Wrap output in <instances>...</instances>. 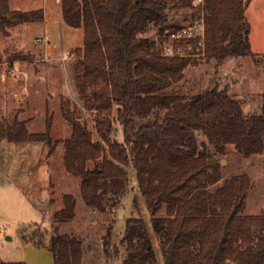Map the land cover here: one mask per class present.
<instances>
[{"label":"trees","instance_id":"16d2710c","mask_svg":"<svg viewBox=\"0 0 264 264\" xmlns=\"http://www.w3.org/2000/svg\"><path fill=\"white\" fill-rule=\"evenodd\" d=\"M167 0H62L65 24L84 30L78 58L77 88L84 108L95 113L96 140L88 125L65 108L72 126L64 141L66 170L81 179V195L95 211L115 210L129 190L128 167L133 164L151 214L153 231L165 252L174 244L171 264H264V215L246 216L251 186L247 174L223 179L227 145L241 157L264 154V98L255 112L246 100L213 87L187 97L168 92L191 65L188 42H171L174 54L156 49L155 38L166 37L171 13ZM190 0L172 9L191 8ZM246 0H205V57L222 65L230 58L254 56L249 42ZM45 19L43 9L12 10L0 0V32ZM157 28L155 38L146 37ZM181 48L184 55H179ZM194 63V62H193ZM117 106V116L114 108ZM116 119L123 140L114 141ZM52 121L44 133H29L26 121L0 122V140L41 142L54 149ZM76 197L65 195L54 214L60 225L75 214ZM165 212V217H160ZM37 226V225H35ZM25 245L54 255L56 264H81L82 241L73 235L22 227ZM123 264H158L148 224L141 216L127 219L121 241ZM0 264H27L4 262Z\"/></svg>","mask_w":264,"mask_h":264},{"label":"rangeland","instance_id":"374dc122","mask_svg":"<svg viewBox=\"0 0 264 264\" xmlns=\"http://www.w3.org/2000/svg\"><path fill=\"white\" fill-rule=\"evenodd\" d=\"M179 0H167L171 13L168 25H182L189 8L172 9ZM246 20L250 24L249 42L254 56L230 58L217 66L205 56L192 57L184 78L168 92L187 97L213 87H228L229 94L245 99V111L252 113L264 98V0H246ZM12 10L27 12L43 9L45 19L0 32V122L26 121L29 133H44L51 118V138L59 141L54 149L41 142L14 143L0 140V261H25L22 227L47 230L48 236L73 235L82 241L81 264H123L121 244L127 219L141 216L148 224L158 264H167V252L153 231L136 170L131 164L129 190L115 210L95 211L87 207L81 195V179L71 175L64 163V141L72 126L63 115L65 108L88 125L96 140L95 113L84 108L77 88L78 58L75 50L84 45V30L65 24L62 0H10ZM157 28L146 37L155 38ZM160 39V38H159ZM159 52L167 51L170 41L162 38ZM117 106L114 116H117ZM114 141H122V126L116 119ZM222 160L225 181L247 174L251 186L244 215H264V154L245 159L234 145H227ZM224 161V164H223ZM76 197L74 217L58 225L54 214L63 207L65 195ZM160 217L166 213L161 212ZM37 225V226H35ZM171 258V257H170ZM229 264H234L230 262Z\"/></svg>","mask_w":264,"mask_h":264},{"label":"built area","instance_id":"2783aa9c","mask_svg":"<svg viewBox=\"0 0 264 264\" xmlns=\"http://www.w3.org/2000/svg\"><path fill=\"white\" fill-rule=\"evenodd\" d=\"M190 17L189 19L180 25L176 30H166V37L170 42H188L187 53L192 57H201L205 55V40H206V11H205V0H190ZM157 35L155 38L156 48L161 47V38ZM162 45V44H161ZM169 47V46H168ZM167 48L164 51V55H173L174 50ZM179 55H184L181 48L177 49Z\"/></svg>","mask_w":264,"mask_h":264},{"label":"water","instance_id":"95a60500","mask_svg":"<svg viewBox=\"0 0 264 264\" xmlns=\"http://www.w3.org/2000/svg\"><path fill=\"white\" fill-rule=\"evenodd\" d=\"M224 164V161H223ZM174 251V244H170L167 248L166 263L171 264L170 255ZM25 262L27 264H56L54 255L46 249H38L32 244L25 245Z\"/></svg>","mask_w":264,"mask_h":264}]
</instances>
